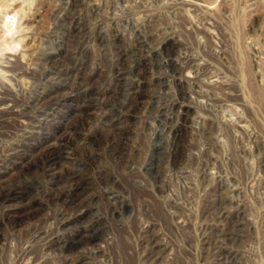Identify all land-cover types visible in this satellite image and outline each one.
Masks as SVG:
<instances>
[{
	"label": "rangeland",
	"instance_id": "374dc122",
	"mask_svg": "<svg viewBox=\"0 0 264 264\" xmlns=\"http://www.w3.org/2000/svg\"><path fill=\"white\" fill-rule=\"evenodd\" d=\"M0 264H264V0H0Z\"/></svg>",
	"mask_w": 264,
	"mask_h": 264
},
{
	"label": "bare ground",
	"instance_id": "6f19581e",
	"mask_svg": "<svg viewBox=\"0 0 264 264\" xmlns=\"http://www.w3.org/2000/svg\"><path fill=\"white\" fill-rule=\"evenodd\" d=\"M2 18H3L2 23L4 25H8L11 22V16L9 15H4Z\"/></svg>",
	"mask_w": 264,
	"mask_h": 264
}]
</instances>
